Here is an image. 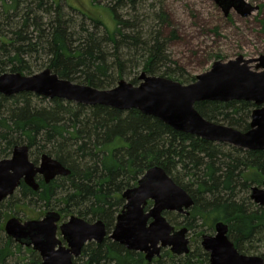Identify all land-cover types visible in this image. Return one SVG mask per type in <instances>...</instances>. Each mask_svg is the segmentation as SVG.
<instances>
[{"label":"trees","instance_id":"trees-1","mask_svg":"<svg viewBox=\"0 0 264 264\" xmlns=\"http://www.w3.org/2000/svg\"><path fill=\"white\" fill-rule=\"evenodd\" d=\"M23 1L27 0H0L4 19L0 24V74H33V68H49L60 78L97 89L111 88L124 77L137 84L141 72L184 84L195 80L168 53L169 43L179 35L162 2L156 8L152 0H104L114 22L109 30L83 11L77 10L78 17L67 14L59 0L31 1L32 8L20 15ZM149 1V15L139 13ZM123 8L128 9L125 15L119 12ZM149 19L154 23L148 24ZM255 107L242 100L195 104L204 118L241 131L249 128ZM21 144L28 146L33 162L45 153L70 173L48 183L39 178L37 190L21 183L0 202V264L40 263L36 251L16 243L3 229L9 217L29 216L36 210L35 219L56 210L61 220L76 215L104 223L106 237L101 243H86L74 264L206 263L209 256L199 241L187 254L175 255L164 248L148 261L144 253L109 238L125 203L122 193L136 186L152 166L162 167L193 200L189 213H177L181 219L170 218L171 222L188 232L197 231V238L212 234L207 232L224 222L228 238L240 253H257L264 259V206L248 195L251 187L263 185L264 150H247L177 131L137 109L88 106L29 92L0 94V158Z\"/></svg>","mask_w":264,"mask_h":264},{"label":"water","instance_id":"water-1","mask_svg":"<svg viewBox=\"0 0 264 264\" xmlns=\"http://www.w3.org/2000/svg\"><path fill=\"white\" fill-rule=\"evenodd\" d=\"M214 1L226 16L231 7L238 11L243 9L240 12L243 16L259 8L245 0ZM256 61L259 64L253 70L250 64ZM22 92L88 106L103 105L123 111L137 109L177 131L247 150H264V56L245 59L240 55L226 62L217 60L209 70L196 75L195 80L187 84L141 72L138 84L120 79L111 88L97 89L60 78L49 68L30 75L20 72L0 74V94L11 96ZM231 100L253 102L256 106L245 131L208 120L195 108L197 102ZM28 151L25 144L15 145L9 158L0 159V202L12 195L21 181L37 190L36 176L48 183L57 176L70 173L68 168L45 153L40 156L39 163L33 162ZM122 198L125 203L108 235L111 240L128 250L144 253L148 261L159 256L164 248L175 255L189 252L188 229H176L163 212L187 215L193 200L162 167L147 169L136 186L122 193ZM250 199L264 206V182L261 187H251ZM3 229L16 243L36 251L39 264H74L73 260L81 255L86 243H101L106 237L102 221L89 222L71 215L61 222L56 210L46 211L38 219L22 220L11 216L5 220ZM227 230V224L219 221L214 225L213 234L201 236L200 245L209 256L204 264H264L260 255L240 253L228 238Z\"/></svg>","mask_w":264,"mask_h":264},{"label":"rangeland","instance_id":"rangeland-1","mask_svg":"<svg viewBox=\"0 0 264 264\" xmlns=\"http://www.w3.org/2000/svg\"><path fill=\"white\" fill-rule=\"evenodd\" d=\"M31 1L34 0L21 3L19 7L20 15L25 14L27 9L32 8ZM45 1L50 2L49 0ZM245 1L259 8L243 16L240 13L243 9L238 11L236 8L231 7L226 16L214 0H152L156 8L160 6L161 2L163 3V8L170 16L172 28L179 35L177 40L170 42L168 45L170 57L176 60L186 73L196 76L209 70L217 60L226 62L240 55L245 59H258L260 56H264V0ZM58 3L67 14L78 17L77 10H80L100 19L109 30L114 26L112 13L105 6L104 0H100L98 3L94 0H59ZM149 4L150 1L148 4L142 5L139 13L149 15ZM71 8H74V10ZM119 12L125 15L128 9L123 8ZM39 14L40 12H38ZM3 21L4 19L0 16V24ZM146 22L148 24L154 23L152 19L146 20ZM146 26L148 27V25ZM1 28L3 29L4 26L2 25ZM31 62L32 60L29 59V63ZM256 64H259V62L256 61L250 64L253 70H256ZM257 70H261V68ZM33 71V73L39 72L35 68H33ZM124 80L130 82L129 77H124ZM39 161L40 157L36 163H39ZM35 212L30 211L29 216L21 214L18 217L22 220L33 218L32 215ZM163 215L172 226L176 229L179 228L174 222L170 221V218L181 219L179 216L177 217L176 212L166 211ZM198 229L200 230V228ZM196 232L191 230L187 233L191 249L196 241H199L200 244V238H197ZM207 233L213 234L214 232L208 231ZM261 246L264 249V244ZM251 254L256 255L257 253Z\"/></svg>","mask_w":264,"mask_h":264},{"label":"flooded vegetation","instance_id":"flooded-vegetation-1","mask_svg":"<svg viewBox=\"0 0 264 264\" xmlns=\"http://www.w3.org/2000/svg\"><path fill=\"white\" fill-rule=\"evenodd\" d=\"M12 149H13V148H12ZM28 152H29V151H28ZM11 153H12V151H11ZM11 153H10V155H9L8 157H4V158H9V157L11 156ZM0 159H2V158H0ZM39 178H41V176H36V179H37V180H38ZM41 179H42V178H41ZM21 183H23V181H21ZM21 183H20V184H21ZM20 184H19V185H20ZM16 190H17V189H16ZM16 190H15V191H16ZM8 197H9V196H8ZM8 197H7V198H8ZM5 199H6V198H5ZM148 204H150V203H148ZM66 220H67V219H66ZM62 221H65V220H61V222H62Z\"/></svg>","mask_w":264,"mask_h":264}]
</instances>
